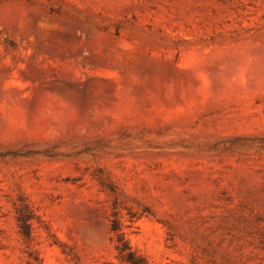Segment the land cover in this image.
<instances>
[{
  "label": "rangeland",
  "instance_id": "rangeland-1",
  "mask_svg": "<svg viewBox=\"0 0 264 264\" xmlns=\"http://www.w3.org/2000/svg\"><path fill=\"white\" fill-rule=\"evenodd\" d=\"M0 264H264V0H0Z\"/></svg>",
  "mask_w": 264,
  "mask_h": 264
},
{
  "label": "trees",
  "instance_id": "trees-1",
  "mask_svg": "<svg viewBox=\"0 0 264 264\" xmlns=\"http://www.w3.org/2000/svg\"><path fill=\"white\" fill-rule=\"evenodd\" d=\"M112 229L113 231L118 233V241L121 242V245L118 246V249L120 250L121 253H123L124 250L129 249V245L127 243V240H125L124 233L121 232V227L116 221Z\"/></svg>",
  "mask_w": 264,
  "mask_h": 264
}]
</instances>
